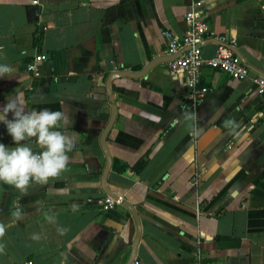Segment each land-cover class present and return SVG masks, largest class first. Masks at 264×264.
Masks as SVG:
<instances>
[{"label": "crops", "instance_id": "crops-1", "mask_svg": "<svg viewBox=\"0 0 264 264\" xmlns=\"http://www.w3.org/2000/svg\"><path fill=\"white\" fill-rule=\"evenodd\" d=\"M192 1L264 73V0H0V64L15 70L0 78V106L22 92L28 109L66 112L71 124L61 131L75 140L60 178L27 194L0 182V264H126L133 250L139 264H185L195 249L202 264H264V99L251 80L204 66L209 90L199 97L184 72L159 60L140 76L114 77L111 94L106 88L113 70L167 54L162 32H184ZM217 46L206 37L203 54ZM39 52L46 57L35 76L26 63ZM111 97L106 182L134 207L137 241L127 204L101 207ZM0 143L14 146L2 123Z\"/></svg>", "mask_w": 264, "mask_h": 264}, {"label": "clouds", "instance_id": "clouds-1", "mask_svg": "<svg viewBox=\"0 0 264 264\" xmlns=\"http://www.w3.org/2000/svg\"><path fill=\"white\" fill-rule=\"evenodd\" d=\"M14 71L10 65L0 64V78H12ZM0 123L6 127L14 145L0 143V182L27 194L33 183L46 185L68 170L69 153L75 148V140L66 131H61L71 124L66 112L28 109L23 93L17 92L14 96L9 95L7 103L0 106ZM229 123L232 122H225L226 125ZM33 143L40 151L33 150ZM72 210L77 211L78 206L73 204ZM12 215L17 220L23 218L22 210L15 202ZM48 221L52 223L54 218L48 217ZM56 230L60 235L69 231L64 227ZM5 233V225L0 224V239ZM32 239L38 241L41 237L34 234ZM3 251L4 246L0 245V252Z\"/></svg>", "mask_w": 264, "mask_h": 264}, {"label": "built area", "instance_id": "built-area-1", "mask_svg": "<svg viewBox=\"0 0 264 264\" xmlns=\"http://www.w3.org/2000/svg\"><path fill=\"white\" fill-rule=\"evenodd\" d=\"M185 20L187 21V27L182 34H176L170 29H164L162 32L166 39L164 52L167 54L178 53L167 62L170 73L184 72L186 82L200 97L209 90L208 86L201 82L202 68L208 66L219 69L234 78H249L256 93L264 99V75L252 71L247 63L229 46L233 45V42L228 40L225 35L217 33L208 20L202 18L197 1H192L186 10ZM206 37L215 38L218 42L216 52L211 55H204L202 51V45ZM45 57V53H36L26 63V68L35 76L39 75L40 62ZM121 200L122 198L119 195L115 198L106 194L101 202V207L103 209L112 208ZM139 263L138 258H133L129 262V264ZM23 264H32V259H26ZM185 264H202L200 251L195 249L192 259Z\"/></svg>", "mask_w": 264, "mask_h": 264}, {"label": "water", "instance_id": "water-1", "mask_svg": "<svg viewBox=\"0 0 264 264\" xmlns=\"http://www.w3.org/2000/svg\"><path fill=\"white\" fill-rule=\"evenodd\" d=\"M215 39V38H213ZM217 41V40H216ZM227 45H229L228 43H226ZM233 51L239 55V57L245 62V59L242 57V55L236 50V48L233 45H229ZM178 53H172V54H163L161 56H156L155 58H152L151 60H149L142 68L138 69V70H133V69H115L112 72H110L106 78V88L108 93L111 94L112 92V79L116 76H120V75H129V76H133V77H137L140 76L142 74H144L151 66L152 64H154L156 61L159 60H169L174 58ZM248 65V64H247ZM251 69H253L254 71L258 72L259 74L264 75V73L260 72L259 70H255L254 67H252L251 65H248ZM112 100V104H111V114L108 118L107 123L105 124L101 135H100V144L102 147V150L104 152L105 155V163H104V167L102 169L101 172V184H102V188L104 191H106L109 195H111L112 197L117 198L118 194H116L115 192H113L112 190H110L107 186V182H106V176H107V172L110 168L111 165V154L109 151V148L106 144V134L108 132V130L110 129L112 122L115 118L116 115V106L113 103V98H110ZM121 202L123 204H127V206L129 207V209L131 210V213L134 217L135 220V224H136V236H135V241H137L139 234H140V221L138 218V215L134 209V207L129 204L128 202H126V200L122 199ZM134 258V250L131 253L130 258L128 259L126 264H129V262Z\"/></svg>", "mask_w": 264, "mask_h": 264}, {"label": "trees", "instance_id": "trees-1", "mask_svg": "<svg viewBox=\"0 0 264 264\" xmlns=\"http://www.w3.org/2000/svg\"><path fill=\"white\" fill-rule=\"evenodd\" d=\"M144 161H145L144 158H140V159H138V160L133 164L134 169H139V168L143 165ZM116 168L119 169V170H121V169L124 168V165H123V164H120V165L116 166Z\"/></svg>", "mask_w": 264, "mask_h": 264}]
</instances>
